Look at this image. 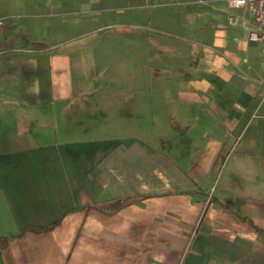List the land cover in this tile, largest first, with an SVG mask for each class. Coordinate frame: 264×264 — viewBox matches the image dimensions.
<instances>
[{
    "label": "crops",
    "instance_id": "obj_1",
    "mask_svg": "<svg viewBox=\"0 0 264 264\" xmlns=\"http://www.w3.org/2000/svg\"><path fill=\"white\" fill-rule=\"evenodd\" d=\"M151 11L66 42L0 22V264H264L261 46L250 77L245 35L217 53Z\"/></svg>",
    "mask_w": 264,
    "mask_h": 264
},
{
    "label": "rangeland",
    "instance_id": "obj_2",
    "mask_svg": "<svg viewBox=\"0 0 264 264\" xmlns=\"http://www.w3.org/2000/svg\"><path fill=\"white\" fill-rule=\"evenodd\" d=\"M16 3H19L18 7ZM224 3L225 0H0V7H5L6 4V9H11L12 12L9 19L2 20L0 17V22L27 25L46 43L88 37L90 26L77 20L91 18L96 22L92 26L94 28L102 26L101 24H110L108 28L95 30L99 37H114V25L118 22L119 11L138 6L144 10L155 11L151 17L157 32L163 30L165 22H170L173 26L184 24L192 38H198L205 43H210L213 38L218 39L220 45L213 48L217 53H222L225 50L223 44L235 33L240 36L243 34L246 38L248 23L242 18L249 20L247 13L243 14L242 10H229ZM24 17L27 19H23ZM140 17L144 21L147 14ZM233 29L235 33L232 32ZM239 38L232 43L234 49H237L234 51V62L240 63L242 73L255 78L259 68V44Z\"/></svg>",
    "mask_w": 264,
    "mask_h": 264
},
{
    "label": "built area",
    "instance_id": "obj_3",
    "mask_svg": "<svg viewBox=\"0 0 264 264\" xmlns=\"http://www.w3.org/2000/svg\"><path fill=\"white\" fill-rule=\"evenodd\" d=\"M226 6L229 10L239 9L248 15L249 20L242 18L248 23L246 39L261 46L262 73L259 81L264 86V0H226Z\"/></svg>",
    "mask_w": 264,
    "mask_h": 264
},
{
    "label": "water",
    "instance_id": "obj_4",
    "mask_svg": "<svg viewBox=\"0 0 264 264\" xmlns=\"http://www.w3.org/2000/svg\"><path fill=\"white\" fill-rule=\"evenodd\" d=\"M121 205V201L119 199H113L109 200L107 202L98 203L95 206V208L105 212L109 213L115 209H117Z\"/></svg>",
    "mask_w": 264,
    "mask_h": 264
},
{
    "label": "trees",
    "instance_id": "obj_5",
    "mask_svg": "<svg viewBox=\"0 0 264 264\" xmlns=\"http://www.w3.org/2000/svg\"><path fill=\"white\" fill-rule=\"evenodd\" d=\"M122 28H120L119 30L121 31ZM123 33H126V32H129L130 29L129 28H123ZM36 43H32V45H35ZM122 204H124V202H122ZM225 207L228 208V206L226 205H223ZM57 222L51 224L49 227L45 228V229H29L31 231H36V232H39V231H47L49 229H51ZM247 223L250 224L249 220H247ZM7 240H8V237L7 236H0V250L4 249L7 245Z\"/></svg>",
    "mask_w": 264,
    "mask_h": 264
}]
</instances>
